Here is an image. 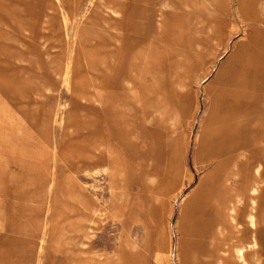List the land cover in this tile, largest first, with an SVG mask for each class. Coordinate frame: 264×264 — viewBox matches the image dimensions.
Masks as SVG:
<instances>
[{
	"label": "rangeland",
	"instance_id": "obj_1",
	"mask_svg": "<svg viewBox=\"0 0 264 264\" xmlns=\"http://www.w3.org/2000/svg\"><path fill=\"white\" fill-rule=\"evenodd\" d=\"M261 88L264 0H0V264H264Z\"/></svg>",
	"mask_w": 264,
	"mask_h": 264
},
{
	"label": "crops",
	"instance_id": "obj_2",
	"mask_svg": "<svg viewBox=\"0 0 264 264\" xmlns=\"http://www.w3.org/2000/svg\"><path fill=\"white\" fill-rule=\"evenodd\" d=\"M255 91L252 94L250 103H248L249 108L247 111H249V113L247 114H249V119H251V116L252 119L255 117L258 121L257 125L264 131V88ZM261 137L259 142H264V134Z\"/></svg>",
	"mask_w": 264,
	"mask_h": 264
},
{
	"label": "bare ground",
	"instance_id": "obj_3",
	"mask_svg": "<svg viewBox=\"0 0 264 264\" xmlns=\"http://www.w3.org/2000/svg\"><path fill=\"white\" fill-rule=\"evenodd\" d=\"M51 77V76H50ZM50 81H51V79H50ZM242 128H243V125H242ZM109 133V132H108ZM144 134L146 135V132H144ZM110 139V138H109ZM111 140V139H110ZM150 140H152V136H151V138H150ZM1 141V140H0ZM4 141V140H3ZM6 141V140H5ZM4 144H6V142L4 143ZM7 146V145H6ZM8 148H10L9 146H8ZM1 150V149H0ZM3 151V150H2ZM8 153V152H7ZM25 154V153H24ZM27 155H28V153H27ZM30 155V154H29ZM11 156V155H10ZM5 160H7V159H5ZM1 174V173H0ZM1 176V175H0ZM168 177V176H167ZM0 178H2V177H0ZM10 178V177H9ZM9 192V191H8ZM9 195H10V192H9ZM13 202V201H12ZM11 202V203H12ZM12 206V205H11ZM13 222V221H12ZM16 223V222H15ZM30 223V222H29ZM31 224V223H30ZM25 225H27V224H25ZM24 225V226H25ZM28 226V225H27ZM33 226V225H32ZM33 228V227H32ZM26 232V231H25ZM43 233V232H42ZM31 234V233H30ZM159 263H160V261H159Z\"/></svg>",
	"mask_w": 264,
	"mask_h": 264
}]
</instances>
